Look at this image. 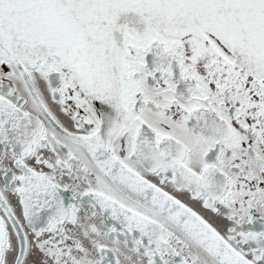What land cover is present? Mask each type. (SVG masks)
I'll use <instances>...</instances> for the list:
<instances>
[{"label":"snow or ice","instance_id":"obj_1","mask_svg":"<svg viewBox=\"0 0 264 264\" xmlns=\"http://www.w3.org/2000/svg\"><path fill=\"white\" fill-rule=\"evenodd\" d=\"M0 264H264V0H0Z\"/></svg>","mask_w":264,"mask_h":264}]
</instances>
